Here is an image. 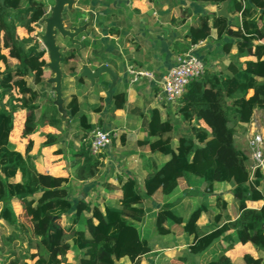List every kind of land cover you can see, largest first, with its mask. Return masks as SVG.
I'll list each match as a JSON object with an SVG mask.
<instances>
[{"label": "trees", "instance_id": "1", "mask_svg": "<svg viewBox=\"0 0 264 264\" xmlns=\"http://www.w3.org/2000/svg\"><path fill=\"white\" fill-rule=\"evenodd\" d=\"M163 1L178 14L171 23L183 24L188 11L181 9L182 0ZM189 1L218 8L225 1L226 16L214 12L198 16L196 25L184 35V43L174 44L173 49L185 53L210 39L214 32L221 51L229 55L225 72H206L187 85L175 111L187 128L179 135L175 149L171 143L176 121L171 117L161 121L156 109L143 115L145 139L137 141L139 149L147 146L150 153L168 159L160 166L153 165L141 186L133 180L131 192L125 188L119 195L112 193L110 200L116 199L117 205L99 207L82 199L73 204L67 177L53 174L48 186L41 187L35 158L40 148L55 144V135L48 133L45 143L28 145L25 155L11 146V139L18 136L23 125L34 132L46 127L58 132L66 121L67 128L79 134V148L72 154L74 178L84 181L101 165L98 157L88 152L89 134L96 126L80 113L77 98L72 95L59 111L47 96L51 86L44 75L47 58L37 33L43 25L44 2L0 0V245L15 243L11 252L2 254L0 264H29L20 260L25 252L22 243L17 238L11 240L8 233L27 232L13 209L21 203L24 215L32 222V242L39 250L29 255L30 264H62L70 252L74 253L75 264H116L123 258L129 264H144V258L153 254L152 236L179 240L192 236L188 254L200 256L202 264H264V171L256 169L251 174L248 157L234 145L236 133L245 131L253 112H264V0ZM62 20L68 29L84 25L81 12L73 9H66ZM82 43L83 49L92 50L88 59L92 66L97 52L103 49L97 42ZM75 47L78 52L82 50ZM80 64L79 53L74 50L61 53V73L78 74ZM128 64L137 70L142 67L134 61ZM103 78L101 75L96 83L107 90L109 85ZM83 83L84 78L78 77L77 86L86 91ZM125 100V91L115 88L111 109H123ZM100 110L94 108L93 112ZM53 155L63 157L64 152L57 149ZM191 177L199 181L200 188L189 189ZM224 185L229 186L237 217L221 222L228 204L217 192ZM177 191L180 200L184 195L203 201L188 215H180L165 204ZM212 195L218 213L213 216L210 231L200 235L197 224L208 211L207 199ZM259 202L262 204L257 208L248 207ZM69 215L72 218L67 230L71 232L67 236L64 225ZM76 225L85 231H74ZM142 228L148 229L151 237L143 238ZM236 244L251 245L262 256L245 252L231 259L227 253ZM170 264L185 263L176 259Z\"/></svg>", "mask_w": 264, "mask_h": 264}, {"label": "crops", "instance_id": "2", "mask_svg": "<svg viewBox=\"0 0 264 264\" xmlns=\"http://www.w3.org/2000/svg\"><path fill=\"white\" fill-rule=\"evenodd\" d=\"M180 5L181 9L188 11V15L183 24L177 26L171 23L172 19L178 17L177 12L174 8H168L167 2L163 0H74L72 9L81 12L84 25H87L86 31L81 34L83 39L81 41H89L90 43L97 42L103 49L97 52L95 56L96 61L93 62L92 66L88 63L92 52L90 47L82 49L79 52L77 49L74 50L75 53H79L81 67L84 65L90 69L93 67L91 69L93 71L98 66L105 65L115 73L116 82L114 87L110 88V77L107 74H102L104 77L103 81L109 85L108 89L104 90L96 83V80L91 84L84 78L83 87L87 90L83 91L76 84L77 78L81 77V68L78 74L66 72V83L62 81L64 76H62L61 80L63 107L69 102L72 95L75 96L80 107V113L87 115L89 121L96 127L113 131L116 137L111 140L109 147L98 156L101 165L96 173L93 174V177L88 180L79 181L74 178L76 166L74 157L72 156L80 145L79 134L76 130L67 128L65 121L61 128L62 132H64L60 137L57 135L55 144L50 148H40L35 158V161H37L35 168L40 175L39 177H41V180L39 178L41 187L46 188L48 186L49 176L58 174L59 176L68 178L69 195L74 196L75 194L77 196L83 193L85 199H78L89 202L86 200L88 199L87 196L91 194L95 186H98L100 187L98 188V192L101 200L98 204L94 205L99 207L104 204L115 206L117 205L116 199L110 200L112 193L119 195L124 192L123 190L125 188L127 190L126 192L132 191L130 180L122 177L120 168H126L133 175L139 159H148L147 166L150 170L153 169V165L160 166L168 159L162 155L150 153L147 146L142 150L139 149L137 141L145 139V134L141 130L143 123L142 117L143 115H147L151 110L156 109L160 114L161 121L164 122L167 117H171L173 121H176L175 132L171 143L172 148H176L178 137L187 128V124L182 122L176 114L175 109L165 107L158 101L157 97L160 92L161 78L172 67L174 57L181 54L173 49L174 44L184 43V35L190 27L196 25L198 16L207 12H214L217 15L223 5L226 12L227 2L220 6V8L191 2L189 0H182ZM196 52L202 57L209 72H225L229 55L221 51L220 44L215 40L214 32H212L210 39L198 44ZM129 61H134L138 65H141L142 67L139 70H146L152 73L153 80L143 78L137 83L130 84V77L125 71L126 65H129ZM63 74L64 72H62ZM115 88L118 91H125L126 95L123 109L119 111L112 110L110 105L111 93ZM46 93L48 98L51 95L50 98L54 100L55 95L53 92L50 94L46 90ZM98 107L101 110L93 112V109ZM261 113L264 112L256 110L253 112V115H260ZM34 130L28 129V127L23 125L20 129L19 136H16L17 140L16 137L11 139L12 148L25 155L28 145L31 146L36 142L41 144L45 143V135L48 133L44 131L42 133L41 130L34 132ZM52 132L49 133L52 135L57 134L55 133L56 131ZM40 138L42 140L38 142ZM153 140L154 138H149V141ZM133 145L135 146L134 149ZM57 149L64 152L63 157L53 155V151ZM46 161L47 164L45 163ZM44 165L48 167H43ZM250 165L251 162L249 161L248 167ZM126 170L125 172H127ZM129 178L131 181L134 179L133 177ZM225 186L228 185H224L222 189ZM189 189H192V187L190 186ZM175 193L166 199L165 204L177 211L180 215H185L188 211L181 213L184 201L195 198H187L183 195V198L180 200V195L175 197ZM223 199L228 204V201L224 197ZM208 200V209L213 207L215 210L214 215H216L218 210L214 202ZM261 204V202L254 205L248 204V207L257 208ZM227 208L230 213L229 205ZM228 211L227 215L224 214L221 222L236 219V210L234 217L229 216ZM184 237L182 238L184 239ZM175 240L177 245L182 242L179 239ZM169 250L167 249V251ZM235 250L236 246L233 251L227 253L229 258L233 259L239 256L233 253ZM176 259L177 257L173 256L168 260V263L170 264L171 260ZM116 264H129V261L127 258H123Z\"/></svg>", "mask_w": 264, "mask_h": 264}, {"label": "rangeland", "instance_id": "3", "mask_svg": "<svg viewBox=\"0 0 264 264\" xmlns=\"http://www.w3.org/2000/svg\"><path fill=\"white\" fill-rule=\"evenodd\" d=\"M42 1L44 2L45 6L47 7V10H48V6L52 7V5H53V0H42ZM224 3H225V1L221 2L220 6H222ZM202 4H205V3H202ZM43 30H44V25H42L41 28L37 30L38 35L42 34ZM20 34H23V32L20 31ZM78 39L80 41L83 40L81 35H80V37L78 36ZM55 43L60 47L61 53L62 52L65 53L71 49L76 50L75 45H71L70 42L66 38L61 37L60 34H56ZM65 73L66 72H64V74L62 75V76H64L62 81L63 82L65 81V83H66L67 79H66ZM44 75L47 79L52 77V74H51L49 69L44 70ZM52 87L53 86L51 85L47 89L50 94H52L51 92H53ZM50 96L51 95H49V98H50ZM261 116H262L261 121H262V124L264 125V114L261 113ZM43 131L45 133H49V132H52L54 130L51 131V129L46 127L43 130H41L42 133H43ZM63 132L58 131V132H55L57 134H55V133L54 134L56 135V137H57V135H59V137H60V135H62ZM49 134H51V133H49ZM18 136H19V134H18ZM17 137H16V140H17ZM41 140H42V138H40L38 142H41ZM46 140H47V138H46ZM246 140H247V136H246V129H245V131L242 130V131H239L238 133H236L235 139H234V145L237 149H239L247 157H249L250 151L248 150V145H247ZM27 148H28V146L26 147V150H27ZM134 148H135V146L133 145V149ZM36 162L37 161H35V163ZM58 162H60V161H58ZM147 165H148V159H146V158L139 159L137 161V165L135 166L136 169H134L135 172H133V175H131L126 170V168L122 167V168H120L122 171V173H121L122 177L127 178L130 181H131V179L129 177H133L134 178L133 180L137 183V186L139 187L142 184L143 178L152 172V170H150V168ZM248 165H249V160L247 162V167H248ZM43 167H48V166L44 165ZM125 170L127 172H125ZM92 177H93V174L91 173V175L89 176V178H87V180L92 178ZM122 180H124V179H122ZM190 186L193 189L200 188L199 181L197 179L191 177L190 178ZM98 188H100V187L95 186L94 190L91 191V194L89 196H87L88 199H86V200L89 201V203L98 204L100 202L101 198H99ZM217 194H221L222 197H224L228 201V205L230 208V213L228 211L229 216L231 215L232 217H234L235 216V208L233 205L232 196H231L230 191H229V186H225L224 189L219 190L217 192ZM178 195H180V191H177L175 193V197H177ZM69 197H70V200L72 201L73 204L75 203V201H77L78 198L85 199V197H83V193H82V195L79 194L76 196L74 194V196L70 195ZM208 199H209L208 201H212V202L214 201L213 196H209ZM202 201H203V198H195V199H192L189 201H184L181 213L188 211L186 213V214H188L196 205H198ZM23 206L24 205L21 203V205L13 206V209L18 214L19 220L25 225L27 232L26 233H20V232L9 231L8 233H9V237L11 240L17 238L19 240V243H22V246L24 247L25 252L21 256L20 260L25 261V262L30 264L31 261L28 259L29 255L38 253L39 250L37 249L35 244L32 242V235L30 233L32 222H31L30 217H28L27 215H24L25 208ZM214 212H215V210L213 209V207H211L208 209V211L204 215L201 216V218L198 221V226H197L198 234H200V235L204 234L205 232H207L211 229ZM186 214L183 216H186ZM149 215H151V214H149ZM71 218L72 217L69 215L66 217V220H65V225H64L65 232L64 233L67 236H68V233L71 232V231L67 230V228L71 224L70 223ZM57 224H58V222H57ZM73 230L74 231H80V230L85 231L84 227L81 225L74 226ZM141 233H142L143 238L151 237L150 231L146 228H142ZM233 237H234V235H233ZM191 239H192V237L185 236L184 239L182 240V242H180V244L178 243L179 245H177L176 240L173 239L171 236H167L164 238H158L157 236H154V237L152 236L151 242L153 243V245H152L153 255H149V256L145 257L144 258V264H169L168 260L173 256L177 257V259L183 260L185 262V264H202L201 257L191 256L188 254L187 245L190 244ZM14 245H15V243H4V244L0 245V258L2 256V254H4L5 252H7V253L11 252ZM167 249H170V250L167 251ZM244 252H249L255 256H262V253L260 251L255 250L251 245L240 246V245L236 244V250L233 253L240 255ZM62 264H75L74 253H72V252L68 253L65 256Z\"/></svg>", "mask_w": 264, "mask_h": 264}, {"label": "built area", "instance_id": "4", "mask_svg": "<svg viewBox=\"0 0 264 264\" xmlns=\"http://www.w3.org/2000/svg\"><path fill=\"white\" fill-rule=\"evenodd\" d=\"M48 15L49 9H46L44 17ZM198 44L192 46L187 52L176 55L172 67L162 76L157 99L165 107L176 110L180 105V100L187 85L191 81L201 78L206 72H209L202 57L196 52ZM125 71L130 77V84L137 83L143 78L153 80L152 73L146 70L134 69L131 65H126ZM261 118V114L253 115L246 127V141L248 150L250 151L248 160L251 162L248 170L251 174L256 169L264 171V125ZM115 137L116 135L113 131L95 127L89 134V155L97 158L109 147L111 140Z\"/></svg>", "mask_w": 264, "mask_h": 264}, {"label": "water", "instance_id": "5", "mask_svg": "<svg viewBox=\"0 0 264 264\" xmlns=\"http://www.w3.org/2000/svg\"><path fill=\"white\" fill-rule=\"evenodd\" d=\"M74 5V0H53L52 7L49 8V15L42 19L44 30L38 35V40L42 48L46 52L47 62L45 69H49L52 77L47 79V83L52 85V91L55 95L54 105L59 111H62L63 100L61 93L62 73L60 67L61 50L55 43L56 34L66 38L71 45H75L83 49V43L78 39L80 33L87 29V25L67 29L62 20L64 9L71 10ZM218 16H226L225 7L223 6L217 13ZM102 74H107L111 79L110 88H113L116 82L115 73L105 65L98 66L95 70H91L88 66L81 67L80 76L87 79L91 84Z\"/></svg>", "mask_w": 264, "mask_h": 264}]
</instances>
